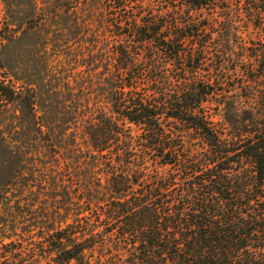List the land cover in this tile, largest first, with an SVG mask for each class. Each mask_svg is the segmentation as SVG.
Returning <instances> with one entry per match:
<instances>
[{
  "label": "trees",
  "instance_id": "obj_1",
  "mask_svg": "<svg viewBox=\"0 0 264 264\" xmlns=\"http://www.w3.org/2000/svg\"><path fill=\"white\" fill-rule=\"evenodd\" d=\"M94 1L86 75L0 81V264H264V0Z\"/></svg>",
  "mask_w": 264,
  "mask_h": 264
},
{
  "label": "rangeland",
  "instance_id": "obj_2",
  "mask_svg": "<svg viewBox=\"0 0 264 264\" xmlns=\"http://www.w3.org/2000/svg\"><path fill=\"white\" fill-rule=\"evenodd\" d=\"M64 1L0 0V81L21 89L34 73L32 88L41 89L44 65L56 70V75L62 71L71 85L80 75L87 74L92 65L88 68L85 65L91 63L95 53L92 42L95 35L102 38L101 5L94 1L99 6L96 9L94 3L83 5L81 0H67L69 6L65 8ZM84 81L83 91L92 103L95 93L90 84L93 82ZM18 103V99L3 102L0 110L8 117ZM5 236H10L9 231H5ZM3 238L9 240V237ZM96 254L95 251L93 255ZM87 258L92 256L89 254Z\"/></svg>",
  "mask_w": 264,
  "mask_h": 264
}]
</instances>
